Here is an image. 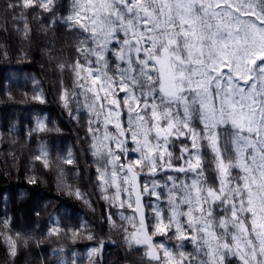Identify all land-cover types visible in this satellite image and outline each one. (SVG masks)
Returning <instances> with one entry per match:
<instances>
[{"label":"snow or ice","instance_id":"snow-or-ice-1","mask_svg":"<svg viewBox=\"0 0 264 264\" xmlns=\"http://www.w3.org/2000/svg\"><path fill=\"white\" fill-rule=\"evenodd\" d=\"M17 7L57 5H8ZM59 19L85 36L84 63L72 70L91 117L98 183L111 190L104 198L131 210L120 214L128 245L143 246L149 264H194L186 242L202 257L195 264H264V0H72ZM63 100L68 107L67 90ZM37 128L47 130L43 119ZM180 138L190 146L174 156L171 140ZM46 155L42 148L36 159ZM14 235L0 237L11 255L18 239H31Z\"/></svg>","mask_w":264,"mask_h":264},{"label":"trees","instance_id":"trees-1","mask_svg":"<svg viewBox=\"0 0 264 264\" xmlns=\"http://www.w3.org/2000/svg\"><path fill=\"white\" fill-rule=\"evenodd\" d=\"M54 2L53 14L40 8L12 10L8 5H20L21 0H0V237H31L27 244L17 240L15 255L0 238V264H149L146 249L129 246L119 227L131 231L120 218L131 210L113 206L104 198L111 190L105 193L98 183L88 132L91 117L81 106L84 97L72 70L77 60L84 63L77 49L85 36L59 19L70 14L72 0ZM35 96H42L43 102ZM77 110L80 115L73 119L70 113ZM40 119L47 130H38ZM185 145L190 146L186 138L172 139L169 150L176 156ZM42 148L47 166L36 159ZM212 160L210 149H205L209 177ZM149 199L145 197L146 205ZM6 219L7 227L2 223ZM53 227L61 229L60 235L49 234ZM73 232H79L75 239ZM88 234L94 239H86ZM101 242L99 254L90 255ZM184 251L194 264L202 258L190 243Z\"/></svg>","mask_w":264,"mask_h":264},{"label":"rangeland","instance_id":"rangeland-1","mask_svg":"<svg viewBox=\"0 0 264 264\" xmlns=\"http://www.w3.org/2000/svg\"><path fill=\"white\" fill-rule=\"evenodd\" d=\"M172 175H178V174H176V173H172ZM179 177H180V179H184L185 177H184V174H182V176H181V174L179 175ZM154 200H155V198H154ZM152 201H153V199H152ZM181 250H183L184 251V247H183V249H181ZM196 251V250H195ZM185 252V251H184ZM197 253V252H196Z\"/></svg>","mask_w":264,"mask_h":264},{"label":"water","instance_id":"water-1","mask_svg":"<svg viewBox=\"0 0 264 264\" xmlns=\"http://www.w3.org/2000/svg\"><path fill=\"white\" fill-rule=\"evenodd\" d=\"M145 208H146V205H145ZM146 212H147V208H146Z\"/></svg>","mask_w":264,"mask_h":264}]
</instances>
